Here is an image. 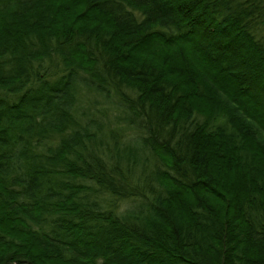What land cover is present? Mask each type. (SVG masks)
<instances>
[{
	"label": "trees",
	"instance_id": "16d2710c",
	"mask_svg": "<svg viewBox=\"0 0 264 264\" xmlns=\"http://www.w3.org/2000/svg\"><path fill=\"white\" fill-rule=\"evenodd\" d=\"M261 132L264 0H0V264H264Z\"/></svg>",
	"mask_w": 264,
	"mask_h": 264
},
{
	"label": "rangeland",
	"instance_id": "374dc122",
	"mask_svg": "<svg viewBox=\"0 0 264 264\" xmlns=\"http://www.w3.org/2000/svg\"><path fill=\"white\" fill-rule=\"evenodd\" d=\"M149 54H151V55H149ZM152 54H153V53H151V52L145 51V52L140 53V56H142V57L144 56L143 58H145V56L148 57V55H149V57L153 58L152 60H153L154 62L159 63V65L163 64L160 58H157V57L153 56ZM190 64L192 65V67H193L195 70L198 71L197 66H195L196 64H194L193 62H191ZM101 102H102V101H101ZM103 105H104V103H101V106H103ZM106 105H108V104H106ZM109 106H111V104H110ZM112 111H113V110H111L110 112H112ZM252 124H253V123H252ZM253 125L256 126L255 123H254ZM260 135H261V137L264 139V133L261 132ZM14 264H15V263H14Z\"/></svg>",
	"mask_w": 264,
	"mask_h": 264
}]
</instances>
